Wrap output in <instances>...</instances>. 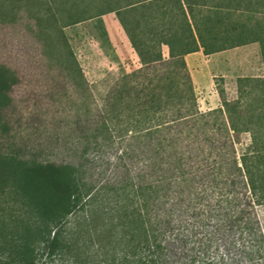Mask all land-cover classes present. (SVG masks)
I'll list each match as a JSON object with an SVG mask.
<instances>
[{
    "label": "trees",
    "instance_id": "trees-1",
    "mask_svg": "<svg viewBox=\"0 0 264 264\" xmlns=\"http://www.w3.org/2000/svg\"><path fill=\"white\" fill-rule=\"evenodd\" d=\"M68 4L65 27L115 14L140 67L96 100L69 53L50 144L0 137V264H264V76L202 111L186 61L257 43L264 66V0Z\"/></svg>",
    "mask_w": 264,
    "mask_h": 264
},
{
    "label": "rangeland",
    "instance_id": "rangeland-1",
    "mask_svg": "<svg viewBox=\"0 0 264 264\" xmlns=\"http://www.w3.org/2000/svg\"><path fill=\"white\" fill-rule=\"evenodd\" d=\"M16 2L6 0L0 16V66L19 79L9 96L0 95V137L8 135L9 144H50L55 116L70 103L66 94L75 82L63 71L69 53L96 100L118 78L137 70L139 59L115 14L65 27L64 22L83 18L80 9L67 7L73 0ZM163 52L167 56V48ZM186 61L202 111L220 106L216 83L234 100L239 80L264 76L257 43L211 56L199 52ZM257 215L264 222V208Z\"/></svg>",
    "mask_w": 264,
    "mask_h": 264
}]
</instances>
